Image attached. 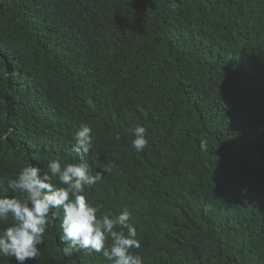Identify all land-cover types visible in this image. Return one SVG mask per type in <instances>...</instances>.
Masks as SVG:
<instances>
[{"label":"trees","instance_id":"obj_1","mask_svg":"<svg viewBox=\"0 0 264 264\" xmlns=\"http://www.w3.org/2000/svg\"><path fill=\"white\" fill-rule=\"evenodd\" d=\"M81 125L93 174L111 167L84 194L98 217L129 210L143 264H264V0H0L4 186L79 162ZM61 219L25 264H110L65 257Z\"/></svg>","mask_w":264,"mask_h":264},{"label":"clouds","instance_id":"obj_2","mask_svg":"<svg viewBox=\"0 0 264 264\" xmlns=\"http://www.w3.org/2000/svg\"><path fill=\"white\" fill-rule=\"evenodd\" d=\"M129 131L133 149L143 151L149 143L147 129L137 124ZM91 133L89 126L81 125L73 134L71 151L79 157V162L62 166L59 160H51L47 171L38 163L29 164L15 178L8 179L6 187L0 178L3 189L0 192V257H14L18 264L38 261L46 227L55 223L62 213L60 241L65 245L62 248L65 257L88 250L102 252L110 264H143L142 257L132 252L140 248V242L136 227L130 223L129 210L98 217L99 208L84 194L87 187L102 182L104 175L111 171L110 165L100 160L93 174L85 160L93 149ZM9 218L12 223L5 225ZM121 228L126 232L116 230Z\"/></svg>","mask_w":264,"mask_h":264}]
</instances>
